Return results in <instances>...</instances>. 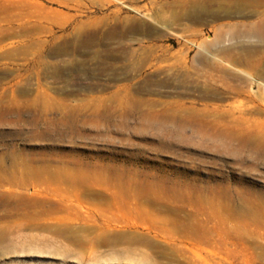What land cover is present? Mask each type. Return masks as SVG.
I'll list each match as a JSON object with an SVG mask.
<instances>
[{"label": "rangeland", "instance_id": "rangeland-1", "mask_svg": "<svg viewBox=\"0 0 264 264\" xmlns=\"http://www.w3.org/2000/svg\"><path fill=\"white\" fill-rule=\"evenodd\" d=\"M0 264H264V0H0Z\"/></svg>", "mask_w": 264, "mask_h": 264}, {"label": "bare ground", "instance_id": "bare-ground-1", "mask_svg": "<svg viewBox=\"0 0 264 264\" xmlns=\"http://www.w3.org/2000/svg\"><path fill=\"white\" fill-rule=\"evenodd\" d=\"M27 1V0H26ZM14 173V172H13Z\"/></svg>", "mask_w": 264, "mask_h": 264}]
</instances>
